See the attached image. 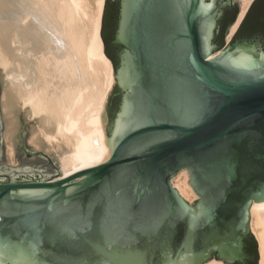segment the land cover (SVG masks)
I'll return each instance as SVG.
<instances>
[{
	"label": "water",
	"instance_id": "1",
	"mask_svg": "<svg viewBox=\"0 0 264 264\" xmlns=\"http://www.w3.org/2000/svg\"><path fill=\"white\" fill-rule=\"evenodd\" d=\"M105 1L116 9L110 156L65 177L0 181V264L244 263L249 207L264 200V51L213 42L235 0ZM181 170L192 204L171 183Z\"/></svg>",
	"mask_w": 264,
	"mask_h": 264
},
{
	"label": "bare ground",
	"instance_id": "2",
	"mask_svg": "<svg viewBox=\"0 0 264 264\" xmlns=\"http://www.w3.org/2000/svg\"><path fill=\"white\" fill-rule=\"evenodd\" d=\"M251 2L240 0L229 35ZM104 5L105 0H0V108L10 163L19 113L34 121L28 138L32 149L55 155L56 178L109 158L102 117L114 73L100 35ZM23 166L10 173H31L30 166ZM171 183L186 202L197 198L187 170ZM249 229L258 264H264V200L251 203ZM205 264L226 263L213 258Z\"/></svg>",
	"mask_w": 264,
	"mask_h": 264
},
{
	"label": "rangeland",
	"instance_id": "3",
	"mask_svg": "<svg viewBox=\"0 0 264 264\" xmlns=\"http://www.w3.org/2000/svg\"><path fill=\"white\" fill-rule=\"evenodd\" d=\"M235 1L238 6V12L236 15V18H237L239 10H240V0H235ZM104 8H105V5H104ZM229 31H230V28L224 37V41H225L224 45L228 44V42L230 41V39L235 33L234 31L232 34L229 35ZM1 91H2V80L0 77V95H1ZM18 121H19V129H18L16 139H15L14 163L12 164L8 161L6 157V146L2 138L3 137V134H2L3 133V119H2V112L0 108V181H5L7 179H13V177L20 178V179H26V178L27 179H30V178L46 179V178H53L55 176L57 177L59 172H58L57 160H56V157H54L55 155L45 153L42 150H37V151L33 150L32 147L28 143V138L30 136V127L34 124V121L25 119L22 113H19ZM23 165H25V167L30 166L29 168H30L31 173H17V174L10 173V172L18 171L17 168L19 169L20 167H24ZM11 166H14V168H12ZM195 200H192L190 202L187 201V202L192 204L195 202ZM249 236L253 240L252 247H254L255 245L254 236L251 233L250 229H249ZM254 264H258L257 258H255Z\"/></svg>",
	"mask_w": 264,
	"mask_h": 264
},
{
	"label": "flooded vegetation",
	"instance_id": "4",
	"mask_svg": "<svg viewBox=\"0 0 264 264\" xmlns=\"http://www.w3.org/2000/svg\"><path fill=\"white\" fill-rule=\"evenodd\" d=\"M235 6L232 7H227L229 10V13H227L225 15V20H227L232 13V10L234 9ZM223 14V9L220 12V15L217 19V29H216V33H215V37H214V43L218 46V47H223L225 45L220 44L221 42V36L224 34V36L226 35V30L227 28H229L235 21H234L226 28L225 33L222 29V27L220 25H218V20L219 18L222 16ZM109 21V16L108 14H106V17L104 19V27L103 29V36L107 37L109 34H106V27H107V22ZM246 25L250 26V29H248V31L245 32L244 28ZM109 28V26H108ZM246 29V28H245ZM109 30V29H108ZM244 30L245 34H242V31ZM264 0H253L252 4L250 5L247 13L245 14L238 30L237 33L235 35V37L233 38V40L228 43V44H232L238 40H246V41H251L255 46L259 47L260 49H262L264 51ZM109 38V37H108ZM227 45V44H226ZM116 47L114 45L111 44V40L108 39V44H107V51L109 54L113 55V52L115 53ZM114 57V56H113ZM245 246L243 249V252L246 256V258L244 259V263H238V262H234L233 264H254L255 262V257L253 255V240L250 236H248L245 240H244Z\"/></svg>",
	"mask_w": 264,
	"mask_h": 264
},
{
	"label": "trees",
	"instance_id": "5",
	"mask_svg": "<svg viewBox=\"0 0 264 264\" xmlns=\"http://www.w3.org/2000/svg\"><path fill=\"white\" fill-rule=\"evenodd\" d=\"M227 13H229L228 8H224V9H223V14H222V16L219 18V20H218V25H220V26L222 27L224 33H225L226 28H227V27H228V26L234 21L236 15H237V8L234 7V9L232 10L231 16H230L227 20H225V15H226ZM106 14H108L110 20L112 21V24H110L111 27H112V25H113V21H114V19H115V17H116V9H114L112 6H109V7H108V4H107V6H106V8H105V12H104V17H103V27H104V19H105V17H106ZM110 25H109V26H110ZM109 28H110V27H109ZM245 28H246V29H245ZM245 28H244V30H245V32H246V31H248V29H250V26H249V25H246ZM244 30H241V31H242V34H241V35H244V34H245ZM102 31H103V30H102ZM263 33H264V30H263ZM223 37H224V34L221 36V42H220V44L223 43V42H222V41H223ZM108 39H109L108 36L105 37V36H103V33H102V41H103V44H104V52H105V55H106L111 61H114V57H113V55L109 54L108 51H107Z\"/></svg>",
	"mask_w": 264,
	"mask_h": 264
},
{
	"label": "snow or ice",
	"instance_id": "6",
	"mask_svg": "<svg viewBox=\"0 0 264 264\" xmlns=\"http://www.w3.org/2000/svg\"><path fill=\"white\" fill-rule=\"evenodd\" d=\"M205 58H206L209 62H211V61L214 59L213 57H211V56H207L206 54H205ZM106 243H107L108 246H112L113 241H112L111 238H108L107 241H106Z\"/></svg>",
	"mask_w": 264,
	"mask_h": 264
}]
</instances>
